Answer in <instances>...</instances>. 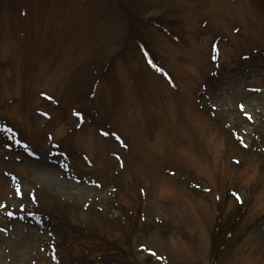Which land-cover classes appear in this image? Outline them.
Segmentation results:
<instances>
[{
    "label": "rangeland",
    "instance_id": "374dc122",
    "mask_svg": "<svg viewBox=\"0 0 264 264\" xmlns=\"http://www.w3.org/2000/svg\"><path fill=\"white\" fill-rule=\"evenodd\" d=\"M0 264H264V0H0Z\"/></svg>",
    "mask_w": 264,
    "mask_h": 264
},
{
    "label": "trees",
    "instance_id": "16d2710c",
    "mask_svg": "<svg viewBox=\"0 0 264 264\" xmlns=\"http://www.w3.org/2000/svg\"><path fill=\"white\" fill-rule=\"evenodd\" d=\"M149 57L151 58L150 55H149ZM239 206H240V208H241L242 206H244V203H240ZM229 231H230V233H231V234H230V239L227 240L226 238H228V237H225V238L221 241V245H220L221 250H224V249H225L226 247H228L231 243L235 244V243H237V242L239 241L238 238H235V239H234V230L230 229ZM68 241H69V239H68ZM68 241H67V242H68ZM111 243H112V244H115L114 241H111ZM231 245H232V244H231Z\"/></svg>",
    "mask_w": 264,
    "mask_h": 264
}]
</instances>
